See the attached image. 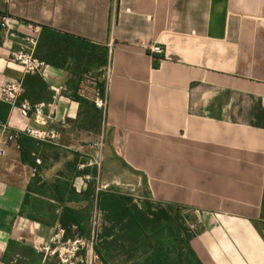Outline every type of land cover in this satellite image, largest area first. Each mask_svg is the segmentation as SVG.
<instances>
[{
	"label": "crops",
	"instance_id": "1",
	"mask_svg": "<svg viewBox=\"0 0 264 264\" xmlns=\"http://www.w3.org/2000/svg\"><path fill=\"white\" fill-rule=\"evenodd\" d=\"M2 13L19 37L41 26L47 67L25 73L16 37L0 28V95L23 81L16 103L0 97V264H85L88 204L124 195L108 188L124 182L200 211L190 247L201 264H264V0H0ZM93 45L106 62L87 61ZM97 77L104 112L91 98ZM24 101L41 113L25 114ZM100 155L117 174L95 186L89 162ZM46 203L53 211L38 213ZM66 205L80 225L63 227Z\"/></svg>",
	"mask_w": 264,
	"mask_h": 264
},
{
	"label": "rangeland",
	"instance_id": "2",
	"mask_svg": "<svg viewBox=\"0 0 264 264\" xmlns=\"http://www.w3.org/2000/svg\"><path fill=\"white\" fill-rule=\"evenodd\" d=\"M87 91L91 93L90 90ZM87 111L95 125L97 122L96 113H93L92 110L89 111V107H87ZM102 111L104 112V109ZM96 159L99 163L94 164L93 167H97L99 171H97V178L92 179V184L95 186L102 184L103 181H106V179H110L113 175L117 174L115 168L114 170L111 168L109 170L103 169L101 155ZM124 173V179H131V173H127V171ZM124 183L125 184L123 185H118V187L117 184L110 183L111 185L108 188L113 187V189H117L125 194H135L134 196H129L133 198V204H136L140 208V211L142 212L141 214L144 218H149L147 217L148 212L157 213L153 215L154 219H151L154 220V222L153 224L151 222L147 226L149 233H142L141 236L132 238L130 235V228H132V225L134 224L130 221L125 210H123L125 215L116 218L115 215L109 216L110 210L116 211L114 208L115 204H113L112 207V203H107V200L100 202L99 197L98 200L90 202L88 204V207L91 210L89 228L94 231L90 239L93 244V254L99 256L95 259L93 264H144L145 256L148 252L147 250H154L155 241L152 239L151 234L158 228L161 239L169 241L171 239L172 228L175 226L179 227V229H181V236L178 245L185 242L189 235L194 237V235L202 229L203 217L202 214H200V211L149 199L148 197L150 196L143 184L139 190L138 188L132 190V185H129L127 182ZM47 204L48 203H46L44 207H42L43 210L38 213L47 214V211L49 210V212H52L53 210L50 204ZM262 224H264V222H262ZM137 239H140L139 245H137ZM107 245H109L108 251L106 249ZM187 249V245L182 249V252H184L182 258L185 257Z\"/></svg>",
	"mask_w": 264,
	"mask_h": 264
},
{
	"label": "trees",
	"instance_id": "3",
	"mask_svg": "<svg viewBox=\"0 0 264 264\" xmlns=\"http://www.w3.org/2000/svg\"><path fill=\"white\" fill-rule=\"evenodd\" d=\"M82 48L78 46V51H80ZM93 53L91 55V58L89 57L87 59L88 60H92L93 62H97L100 61L102 63H104L105 59L104 57L106 56V48H102L101 53L99 55L95 54L97 46L93 45ZM37 55V54H36ZM82 58L81 56L79 57L78 61H81ZM50 61V63H54V61L48 60ZM106 62V61H105ZM103 72H98L97 74H94L93 76H100ZM96 79L97 82V89L100 90V93L102 96L106 97V82L105 80H101V79ZM41 80L36 79V83H39ZM74 99L76 100H80V95L78 94V90H75L74 94L72 95ZM95 107H97L95 105ZM98 108V107H97ZM2 119H5V117L3 116ZM31 163V165H33L35 168H37V163L34 161H29ZM38 178V174H36L34 181H36ZM33 184H30V189L33 188L32 186ZM100 198V202H103V200H107L109 202H111L112 207L113 204L114 208L116 211H111L110 210V215H115L116 218H119L122 215H125L124 211L125 210L127 212V216L129 217L130 221H132V223L134 225H132L131 229V237L132 238H137L139 236L142 235V233H149L148 232V225L152 222H154L153 215L157 214L154 212H148L147 217L149 218H144L142 216V212L140 211V208L136 205L133 204V198L129 195H112L110 193L103 195V193H99ZM62 201H64V196L60 197ZM83 218H80V216L78 215V212L73 209L70 208L69 206H64L62 209V213L60 215V222L63 225V227L67 228L69 226H72L71 223H74L76 225H80L81 222H83ZM146 220V221H145ZM151 224V225H152ZM159 229V228H158ZM156 230L155 232H152L151 236L152 239H154V250H147V255L145 256V260H144V264H201L199 262V260L197 259V257H195L194 252L192 251L191 247H190V241L192 239V235H189L187 240L181 244L178 245V241L180 239L181 236V229H179V227L175 226L172 228V232H171V239L168 241H164L163 239H161V237L159 236V230ZM73 236V235H72ZM187 245V253L185 254V257H183V253L182 249L184 248V246ZM111 246V245H110ZM109 245L106 246V249L108 251ZM105 257V256H104ZM195 261V262H194Z\"/></svg>",
	"mask_w": 264,
	"mask_h": 264
},
{
	"label": "built area",
	"instance_id": "4",
	"mask_svg": "<svg viewBox=\"0 0 264 264\" xmlns=\"http://www.w3.org/2000/svg\"><path fill=\"white\" fill-rule=\"evenodd\" d=\"M12 17L7 13H2L0 15V28L6 32L8 36L16 37L17 39V49L12 51V59L18 63L25 73H43L47 67L46 61L40 59L36 55V48L38 44V39L41 31V26L35 25L33 28V34L18 36L12 27ZM152 53H163V47L159 44H155L151 47ZM107 70V74H108ZM92 85L96 86V83L91 82ZM53 91L56 94H60L63 86H53ZM23 91V81L19 79H10L1 87V99L7 103L14 104L19 98L20 94ZM85 93V92H84ZM94 104L101 110H106V97L102 96L100 90L95 88L91 96ZM22 109L25 114L30 110L34 109L37 114H40L42 111V105H31L29 101H24L22 103ZM29 135L36 138L42 137V133L38 130L27 128L26 130ZM19 137V134H10L9 139L15 140ZM98 160L90 161L89 164H98ZM34 174H40L37 168H33ZM94 232V231H93ZM79 241H74L71 245L72 250H78ZM87 248V258L85 264H93L98 255L93 254V244L91 239L86 241Z\"/></svg>",
	"mask_w": 264,
	"mask_h": 264
}]
</instances>
